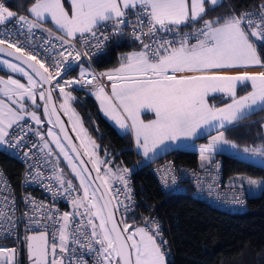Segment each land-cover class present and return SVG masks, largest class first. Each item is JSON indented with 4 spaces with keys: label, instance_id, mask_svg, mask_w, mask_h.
Wrapping results in <instances>:
<instances>
[{
    "label": "snow or ice",
    "instance_id": "obj_1",
    "mask_svg": "<svg viewBox=\"0 0 264 264\" xmlns=\"http://www.w3.org/2000/svg\"><path fill=\"white\" fill-rule=\"evenodd\" d=\"M206 4L209 8H206ZM222 4L223 0H70V7L66 8L64 0H34L27 9L34 19H29L24 15L17 17V13L0 3V25L15 20L20 29L27 28L28 34H31L33 29L42 26L41 21L50 17L63 33L62 36L57 37L62 41L61 51L57 53L62 59L55 61L51 66L55 69L54 73L35 55L22 47H17V42L0 39V45H7V48L0 47V53L7 52L9 56H15L16 60L23 61L40 81L51 84L56 77L61 76L62 72L72 68L71 61H79L82 55H88L87 52L82 54L74 51V45L71 40L64 39L65 36L75 38L80 34L83 39L85 34H90L95 40L93 46L100 51L109 40V36L98 32L100 27H107L109 22H113L112 35H123L124 26L135 25L132 28V35L141 42L140 51L123 56L119 67L112 71L98 75L91 74V79H88L89 73L81 67V79L68 80L65 84L95 85L97 89L95 95L100 101L101 108L120 128L132 130L136 145L143 149L145 157L150 152L155 155L161 146H167L166 142L197 136L204 126H207L216 128L218 134L212 136L207 145L201 146L202 160L206 158L205 153L212 155L223 150L224 146L264 159V143L256 147H244L241 150L239 145L228 140L224 131L220 130L227 125L239 124L256 111H264V70L259 72L246 70L250 67L264 69V57L258 50V45L264 49V4L259 6L258 12H241L237 15L233 9L228 15L204 19L209 9L214 11ZM130 11L135 17L134 20L128 15ZM201 20H203L202 25L199 28L194 27ZM186 27H192V31H183L182 29ZM45 30L51 31V29ZM5 35H9L7 29ZM144 36L153 39L150 43H144ZM193 40L195 42H192ZM65 44L68 48H64ZM2 62L12 72L27 77L28 84L26 86L11 76L6 82L0 77V83L7 85L0 91H3L5 96L14 95L17 97V102L27 97L35 103L34 90L38 86V81L34 80L20 64L7 60ZM233 70L236 74H228ZM102 76H106L111 82L110 94L99 82ZM249 84L251 91L246 95L238 96L237 88H245ZM56 87L64 95V104L61 107L66 112L70 111L68 104L73 99L71 93L65 92L58 81ZM210 92L225 93L232 102L222 108L210 107L206 101ZM39 98L41 100L46 98L44 91L39 92ZM47 99H51L50 91ZM20 107L23 108L24 105L21 104ZM144 112L152 113L154 118L147 121L142 119ZM45 113H48L47 106ZM30 115L37 124L41 123L35 112ZM51 115H55V108ZM21 119L23 117L11 104L0 101V144L7 143L13 148L21 145L23 135L17 136L14 143L6 140V137L10 136L7 129ZM56 123L60 125L61 132H64L59 116L56 118ZM76 123L79 124V120ZM80 132L83 134L81 146L85 148L84 154L95 157V152L88 151L87 147V144H91L95 149V142L88 138L82 124H80ZM47 135L52 137L72 171L80 178L84 190L83 200L89 201L90 219L87 224L91 227V235L89 236L87 232L81 233L82 225H77L75 230L69 231V217L73 214L65 212L60 219L53 221L54 224H60V227L52 232L53 242L49 245L48 225H42L39 219L29 217L30 224L45 229L33 231L24 238L31 264H66L65 253L68 264L73 262L87 264L83 251L94 253L97 264H168L165 251L167 241L163 239L159 222L155 218H145L142 226H136L124 220L117 221L110 207V200L103 204L93 203L92 201L103 199V197L97 198L95 191L89 200L90 185L87 176L84 175L88 170L83 167L78 168L69 150H66L55 132L49 129ZM64 138L71 145L70 151L75 152L79 157L80 153L75 145H72L66 132ZM43 148L48 149L51 154L47 141L44 142ZM24 155L27 157L29 152H25ZM91 163L99 173V165L105 161L95 158ZM79 164L83 165L84 161L80 160ZM128 171L124 169L125 173ZM168 171L170 169L165 170L162 176L165 186L168 185V180L165 179ZM57 179L61 185L65 183L62 176H57ZM96 179L107 182L99 175ZM117 179L125 187L126 199L131 200V189L125 176L121 174ZM171 181L175 184L176 177L172 176ZM247 184L249 189H264V179L256 180L249 177ZM209 187L211 188V185ZM72 188V182L68 181L65 191ZM243 191L241 185V195ZM2 199L6 202L0 207V220L4 221L0 227L3 229V234L11 235L17 224L14 217L15 205L14 201L11 202L12 210L9 211L8 198ZM234 202L243 204L244 201L234 196ZM73 204L77 207L83 206V201L74 200ZM33 206L35 208V204ZM92 209L95 211L93 212ZM94 219H99L98 225L93 222ZM60 220L63 223H60ZM74 245H79L82 250L79 257L75 255L77 249ZM16 251L14 248L0 247V264H15Z\"/></svg>",
    "mask_w": 264,
    "mask_h": 264
},
{
    "label": "trees",
    "instance_id": "obj_2",
    "mask_svg": "<svg viewBox=\"0 0 264 264\" xmlns=\"http://www.w3.org/2000/svg\"><path fill=\"white\" fill-rule=\"evenodd\" d=\"M34 0H10V3L20 7H28ZM264 0H223L221 7L208 10L204 19H214L220 15H228L234 9L239 15L248 8L256 6ZM209 8V5H206ZM203 20L196 24H202ZM142 48V44L133 40L128 32L116 35L108 44L107 49L100 55L94 56L95 65L99 69L114 68L120 65V54L126 55L132 49ZM264 57V49L258 45ZM0 72L10 76L13 72L3 69ZM21 79H25L21 76ZM73 94L72 103L82 115L83 123L88 132L95 137L98 143L102 161H105L110 174L121 173L135 162V147L129 136L123 133L117 124H113L107 116L101 112L99 102L94 94L87 93L76 87L64 88ZM59 88L56 89L60 98ZM217 102L229 99L223 96H211ZM27 109L37 110L41 116L45 115L46 99L35 98V103L29 98L24 100ZM60 103V99H59ZM61 104V103H60ZM62 105V104H61ZM49 108V107H48ZM50 111V110H49ZM42 127L43 133L45 129ZM264 111H256L246 120L237 125L225 127L227 136L239 145V147H256L264 143ZM216 132V131H214ZM212 132V133H214ZM208 133L201 138H207ZM141 153L137 156L141 160ZM170 157L177 162L198 167L200 162L199 150L194 146H176L151 161H142L143 176L137 183H145L149 202L154 210L161 207L160 212L165 225L166 233L171 237L175 253L168 256V264H264V189L260 193L251 194L248 189L249 206L245 211H229L220 209L202 198H196L189 185L185 189L174 193L163 191L159 180L148 166L156 160ZM215 158L222 161L224 177L230 184H245L237 181V174H250L264 177V164L253 162L247 158H241L234 153L220 151ZM62 167L61 162L55 160ZM61 161H63L61 159ZM0 162L5 165L7 173L15 186H20L22 162L16 157L0 150ZM67 166L65 161H63ZM63 168V167H62ZM103 175V172L100 170ZM109 172V171H107ZM70 174V173H69ZM65 179L75 184L78 193L79 186L74 177L64 173ZM104 177V175H103ZM233 178V179H231ZM88 208V206H87ZM159 209V210H161ZM144 205L138 206L122 220L130 225H143ZM169 225V227H168ZM5 244L0 243V246Z\"/></svg>",
    "mask_w": 264,
    "mask_h": 264
},
{
    "label": "built area",
    "instance_id": "obj_3",
    "mask_svg": "<svg viewBox=\"0 0 264 264\" xmlns=\"http://www.w3.org/2000/svg\"><path fill=\"white\" fill-rule=\"evenodd\" d=\"M0 3H3L10 11L17 13V17L20 15L27 17L30 16L27 8L22 6L18 7L10 3V0H0ZM262 4H264V2L248 8L245 12H258L260 10L259 6ZM128 15L131 19H135L131 11ZM112 23L113 22H109L107 27H100L98 29L99 33L109 36V40L100 51L93 46L95 44V40L91 38L90 34H85L83 39L80 37V34H78L75 38L64 37L66 40H71L74 45V51H79L82 54L87 52L88 55H82L79 61H71L72 68L67 72H62L61 76H58L55 80H53V86L56 89H58L56 87V83L58 81L64 88L76 87L79 89L81 88L90 94L95 93L97 91L95 85H66L65 81L81 79V67L89 73L88 79H91V74L93 73L98 75L100 73L112 71L119 67L116 66L114 68H104L101 70L96 67L94 61V56L102 54V52L107 49L108 44L116 36L112 35ZM44 25L48 26L49 24L44 23ZM201 25L202 24H195L194 27L199 28ZM133 27H135V25L124 26L123 32H128L129 36L133 40H136L132 35ZM5 29L8 30L9 35H5ZM182 30L190 32L192 31V27H186ZM62 35L63 33L61 32L49 34L43 27L35 28L32 30L31 34H28L27 28L20 29L15 20L4 25H0V39H8L10 42H17V47H22L25 51L35 55L36 58L44 63L46 67H49V70L53 73L55 72V69L51 66L55 61L62 59V57L57 55V53L61 51L60 45L62 43V41L57 39V37ZM152 39L153 37L150 36L143 37L144 43H150ZM85 41H87V43ZM136 41L141 43L138 40ZM64 48H68V45L65 44ZM69 51H72V49H69ZM123 56L125 55L120 54V63L122 62ZM99 82L105 86V90L107 92L111 91V82L108 81L106 76L100 77ZM38 84L41 87V91H43L44 85L41 82ZM9 133L10 136L6 137V140L12 143L15 142V138L17 136L23 135L21 145L13 148L9 147L7 143H3L0 144V150L8 153L14 158L16 157L20 162H22L23 168L20 173V186L18 187L13 184L10 175L6 171L5 165L0 162V207H2L6 202L2 198L7 197V202H9L8 210L11 211V202L14 201V217L17 221L16 227L12 230L11 235L3 234V229L0 227V243L5 244L0 247L8 249L15 247L17 250L16 264H29V254L24 238L32 231L45 230L43 227L30 224L29 217L39 219L42 225H48L47 231L49 235V245H51L53 242L52 232L60 227V224L53 223L54 220L60 219L65 212L73 214L69 217V231L75 230L77 225H82L81 233L87 232L90 236L91 227L87 224L90 216L86 205L77 207L73 204L74 200L81 201L80 194L78 193L75 184L72 183L73 188L65 191V189H67L68 181L65 179L64 174L60 171L57 162L43 148L44 139H41V137H43L42 127H40L39 124H37L32 118H26L25 120L15 123L10 128ZM37 133H39V135ZM126 135H128L131 140V134L129 131L126 132ZM32 145H36V147H32ZM25 152H29L27 157L24 155ZM139 154L140 153L135 148L136 160L133 165L128 168L129 171L126 172L125 175L123 174L125 179L128 181V187L131 189V200L126 199L125 187L123 183L117 179V177L122 173L117 174L115 177L117 182L112 185V188L110 189L118 206L119 215H121L122 218L127 217L138 206L144 205L146 207V210L143 212L144 221L145 218H155V220L159 222L163 239L167 241L165 246L166 254L169 257H173L175 247L173 246L171 237L166 233L163 218L160 214L162 209L159 207L161 210H154V206L149 202L145 183L143 180L137 183L144 173L143 163L140 161L139 157H137ZM148 168L159 180L162 190L167 193L180 191L189 185L196 198L207 200L220 209L223 208L229 211H245V209L249 206V193L247 187L243 186L244 191L241 195V185L230 184L227 181V178L224 177L222 161L219 158L214 157L210 159L208 164L194 167L187 163H179L174 158L164 157L163 159L153 161ZM167 169H170V171H168V175L165 177V179L168 180V185L165 186L162 176L164 175V171ZM29 173H31V175H29ZM37 173H39V175H37ZM57 176H62L65 181L63 185L60 184ZM172 176L176 177L175 184L171 181ZM210 185L211 188L209 187ZM234 196L242 199L244 201L243 204L235 203ZM34 204L35 208L33 206ZM41 205H43V207H40ZM25 213L28 215H25ZM60 223H63V221L60 220ZM3 224L4 221L0 220V226ZM78 235L80 234L78 233ZM56 242L58 243V240ZM74 247L77 249L75 255L79 257L82 254V250H80L79 245H74ZM57 253L59 254V249H57ZM64 255L66 257V264H68L67 253ZM83 257L87 264H97V257L94 253L90 254L87 251H83Z\"/></svg>",
    "mask_w": 264,
    "mask_h": 264
},
{
    "label": "rangeland",
    "instance_id": "obj_4",
    "mask_svg": "<svg viewBox=\"0 0 264 264\" xmlns=\"http://www.w3.org/2000/svg\"><path fill=\"white\" fill-rule=\"evenodd\" d=\"M33 2H34V1H33ZM64 4H65V7H66V8H69V7H70V0H64ZM28 13H29V12H28ZM30 16H31V15H30ZM31 17H32V16H31ZM48 20H49V21H48ZM44 23H47V24H49V25H48V26H44ZM41 25H42L43 27H48L47 29H55V28H57L56 25L51 21V18H50V17H46L43 21H41ZM42 26H41V27H42ZM57 33H58V32H57ZM5 60L10 61L11 63H14V64H20L21 67H23L26 71L29 72V74H31V75L33 76V79H34V80L39 81V80L36 78V76H35V75H34V74H33V73H32V72H31V71H30V70H29V69H28L23 63H21V62L15 60V59L12 58V57L10 58V57H8V56H6V55L0 53V66H1L3 69H7V70L11 71V69H9V68L7 67V65H5V64L2 62V61H5ZM246 70L249 71V72H259V71H262V70H264V69H261V68H259V67H250V68H248V69H246ZM11 72H12V71H11ZM10 76H11L13 79L19 80V81L22 82V83H23V82H28V81H27V77L23 76L21 73H18V72H17V73H14V72H13ZM21 76L25 79V81H24L23 79H21ZM0 77H2L3 80H4L5 82H6V81L8 80V78H9V76L3 74L2 72H0ZM38 83H39V82H38ZM65 88H68V87H65ZM34 91H35L36 97L39 96V92L41 91V87H40L39 84H38L37 88H36ZM249 91H251V85H250V84H249L247 87H245V88L238 87V88H237V95H238V96H243V95H246L247 92H249ZM59 92H60V90H59ZM65 92L71 93V96L73 97V94H72V92H71L70 90L65 89ZM209 94L212 95V96H216L217 92H215V93H212V92H211V93H209ZM226 95H227V94H223L222 96L224 97V96H226ZM208 98H209V99H208ZM59 99H60V103H61V104H64V95H63L61 92H60V98H59ZM14 100H15V99H14ZM14 100H11V99H9V98H1V99H0V101H4L5 103L11 104V106H12L13 108H15V109L19 112V114L23 117V119H21V120H19V121L25 120L26 118H32L30 114L33 113V112H35L36 115H37V116L40 118V120H41V123H40V124L44 125L45 122H47V124L45 125L44 133H43V139H44V142L47 141V142L49 143V147L51 148V154H50V155L53 157L54 160H57V161L61 162L63 168H62L61 166H59L58 163H57V164H58V166H59V168H60V171H61L63 174L66 173L67 175L74 177L75 182L78 184V186H79V188H80V189H79V194H80V197H81V201H83V205L89 206V201H88V200H83V197H84V190H83V187H82L81 184H80V178H79V177H78V176L72 171V168H71V166H69L68 161L64 158L63 154L60 153V149L57 148L56 145H55V143L53 142L52 137L47 135L49 129H51L53 132H55V133L59 136L60 141H61V143L65 146L66 150H69V154L73 157V161H74V163L77 164L78 168L81 167L80 164H79V162H78V160H76V158H75L73 152L70 151V149H69L68 145L66 144V142L63 140V138H61V135H60V133H59V130H58V128L55 126V123H54V121H53V118H52V116H51V114H50V111H49V108H48V104H47L48 113H45V115H46L47 117H43V116H41V114H40L37 110H34V109H27V108H24V109L21 108L20 105H21V103L23 104V102H20V104H18V103H17L16 101H14ZM30 100H31V99H30ZM214 100H215V99H214ZM31 101H32V100H31ZM206 101H207V103H208V105H209L210 107H216V108H222V107H224L225 105L230 104V103L232 102V100H231L230 97H229L228 101H225V102H223V103H219L218 105H217L218 102H217L216 100H215L214 103H212L211 100H210V97H207V98H206ZM23 105H25V103H24ZM68 107L70 108V111H68V112H66L64 108H63V109H64L65 113L69 116L70 124H71V126H73V129H74V131H75L77 137L79 138L80 143H81V138H82V136H83V134L80 132V124H82L83 129H85L86 132H87V136H88V138H90V140L94 141V142H95V145H96V148L93 149L92 146H91V144H87V140L85 141V143L87 144V147H88V151H94V152H95V157H91V158H92V159L98 158L99 160L102 161L101 156H100V153H99V148H98L97 140L95 139V137H92V136L90 135V133L88 132V129H87L86 125H84V123H83L82 115H81V114L79 113V111L75 108V105L72 103V99L69 101ZM73 112L75 113V115H73ZM141 118L147 121V120H149V119H153L154 116H153V114L150 113V112H144V113H142ZM77 120H79V124L76 123ZM19 121H17V122H19ZM34 121H35V120H34ZM49 121H51V123H50ZM17 122H16V123H17ZM129 123H130V121H129ZM14 124H15V123H14ZM14 124H13V125H14ZM227 126H229V125H227ZM227 126H226V127H227ZM263 129H264V128H263ZM213 130H217V129H216V128H208L207 126H204V129L201 130L197 136L189 137V138H181V139H179L178 141H175V142H166V145H167V146H166V147H165V146H161L160 149L155 153V155H154L152 152H150L149 155H148L147 157H145L144 154H143V149H140L139 152L141 153V156H140V157H141V160H142V161H151L152 159L156 158L157 156H160V155H162L164 152H166V151L172 149V148H173L172 146H174V143H176L177 146H181V147L186 146V145L194 146V148H196V149L199 150V154L201 155V146H202V145H207V144L209 143L211 137L217 135L218 132H215V133H212V134L208 135L207 138H201V136H204V135L208 134L210 131H213ZM220 130H221V131H224L225 137H226L228 140L233 141L232 139H230V138L227 136V131H225V128H224V129H220ZM7 131H8V129H7ZM133 140H134V142H133L134 145H136V141H135L134 133H133ZM233 142H234V141H233ZM235 143H236V142H235ZM236 144H237V143H236ZM239 148H240L241 150L243 149V148H241V147H239ZM44 149H45V150L48 152V154H49L48 149H46V148H44ZM221 151H226V152L231 153V154L234 153V154H236L237 156H239V157H241V158L244 157V158H247V159H249V160H251V161H253V162H258V163L264 164V159H262V158H260V157H258V156H252L251 154H244L242 151H238V150H236V149H232L230 146H224V147H223V150H221ZM218 152H220V151H217L216 153H214V154H212V155H209L208 153H205L204 155H205V157L208 159L209 157L216 156ZM61 159H62L63 161H65V163H66L67 166H64L65 164L63 163V161H61ZM99 169L103 172L104 179L107 181L109 187L112 188V185H114V184L117 182L116 179H115V177L117 176V173L114 174V173L112 172V174H110V172H107V171H108V170H107V166H105V164H103V163L99 165ZM69 173H70V174H69ZM121 173L125 175V172H124V171H122ZM121 173H120V174H121ZM84 175H86V173H84ZM243 175H244V176H247L248 178L250 177V178H252V179H256V180L264 179V177H262V176H258V175H255V176H254V175H250V174H246V173H244ZM86 176H87V175H86ZM87 180H88V183H89V185H90V186H89V200H91V196H92L93 191H95V196H96L97 198H99V194L96 192V190H95V188H94L92 182H90L88 176H87ZM241 182H242V181H241ZM242 183H243V184H246V187L249 188V186H248V184H247V181H244V182H242ZM249 190H250V192L253 193V194L260 193V192L263 191V189H256V188H251V189H249ZM92 202H93V203L102 204L100 199H98V200H96V201H92ZM92 211L94 212L95 209H92ZM93 222H94L95 224L98 225V224H99V219H94ZM127 223H128V222H127ZM128 224H129V223H128ZM136 226H142V225H136ZM97 230H98V229H97ZM166 258H168V255H167V254H166ZM167 261H168V259H167Z\"/></svg>",
    "mask_w": 264,
    "mask_h": 264
},
{
    "label": "water",
    "instance_id": "obj_5",
    "mask_svg": "<svg viewBox=\"0 0 264 264\" xmlns=\"http://www.w3.org/2000/svg\"><path fill=\"white\" fill-rule=\"evenodd\" d=\"M0 47H5L7 48V45H0ZM11 51H15V49H11ZM1 54H4L8 57H12L16 60L15 56H9L7 54V52H2ZM21 63H23V61H19ZM34 63V61H33ZM24 64V63H23ZM27 68L28 66L26 64H24ZM29 69V68H28ZM31 72L32 70L29 69ZM33 73V72H32ZM35 75V73H33ZM36 76V75H35ZM36 78L39 80V77L36 76ZM43 85H44V89L43 91L45 92V96H46V104H48L49 110H50V114L52 113L53 108H55V115H51L53 118V121L55 123V126L58 128L59 133L61 135V138H63V140L66 142V144L68 145L69 149L71 148V145H69L68 140L65 139V132L67 133L68 138L71 139L72 145H75L77 151L80 153L79 157H77V154L75 152H73L76 160H78V162L80 160L84 161L83 165H80L83 168H86L88 171L86 173V175L88 176L90 182H92L96 192L99 194V197H103V199L101 200V203L103 204L105 201L110 200V207L113 210V214H114V218L117 221L122 220V216L119 215L118 212V206L115 202V198L113 193L111 192V189L108 185V183H104L101 179H96V177L99 175L100 177L104 178L102 173L99 171V173H97L96 169L93 167L91 160L92 158L89 157L88 155H85V148L81 146V143L79 141V138L77 137L73 126H71L70 124V119L69 116L65 113L64 109L61 107V104L59 103V98H58V93L56 92V88L53 86V81L51 82V84L48 83H44L43 81H40ZM51 92V99H47V94L48 92ZM224 98H227V96H224ZM57 116H59V120L62 122L63 127H64V132H61L60 130V125L56 123V118ZM105 180V179H104ZM123 225H121L122 227ZM43 231V230H41ZM33 232V231H32ZM32 232H30L29 235L32 234ZM48 240H49V235H48ZM15 249V247H11V249ZM17 263V254L15 255V264ZM29 264H31V261L29 259Z\"/></svg>",
    "mask_w": 264,
    "mask_h": 264
},
{
    "label": "crops",
    "instance_id": "obj_6",
    "mask_svg": "<svg viewBox=\"0 0 264 264\" xmlns=\"http://www.w3.org/2000/svg\"><path fill=\"white\" fill-rule=\"evenodd\" d=\"M207 5V4H206ZM205 5V6H206ZM31 6V5H30ZM29 6V7H30ZM28 7V8H29ZM206 8H207V6H206ZM29 19H34V17H31V16H29ZM49 21V20H48ZM44 26H46V25H44ZM43 27V26H42ZM43 28H45V29H47L48 27H43ZM49 34H55V33H57V32H61L58 28H55V29H51V31H47ZM62 33V32H61ZM78 35V34H77ZM193 42H195V41H193ZM141 50V48H136V49H132V50H130L129 52H127V54H129V53H132V52H136V51H140ZM126 54V55H127ZM228 74H236V72H235V70H233V71H230ZM20 83H22V82H20ZM23 84H25L26 86H27V84H28V82H23ZM5 87H7V85L5 84V83H0V89H4ZM110 90H111V88H110ZM111 92V91H110ZM110 92H109V94H110ZM96 93V92H95ZM95 93H92V94H94V96L96 97V95H95ZM211 93V92H210ZM223 94H225V93H221V92H217V94H216V96H222ZM212 95H210V94H208L207 95V97H210V100H211V102L212 103H214L215 102V100H213L212 99V97H211ZM226 96H228V95H226ZM206 97V98H207ZM1 98H9V99H11V100H14V101H16L17 102V97H15L14 95H12V96H5V94H4V92L3 91H0V99ZM25 98H27V97H25ZM25 98L22 100V101H19V102H17L18 104H20V102H23V104L25 103L24 102V100H25ZM209 99V98H208ZM98 102H99V105H100V110H101V112L102 113H104L106 116H107V118L113 123V124H117L116 123V121L114 120V119H112L111 118V116H109V115H107L106 113H105V111L101 108V104H100V101L99 100H97ZM226 101H228V100H226ZM223 102H225V101H223ZM223 102H220V101H218V103H217V105L219 104V103H223ZM22 104V103H21ZM26 107V105H24V107H23V109ZM130 124V123H129ZM118 125V124H117ZM119 126V125H118ZM230 126V125H229ZM120 127V126H119ZM121 129V131L123 132V133H125L126 134V132H130V134H131V143H132V145L136 148V150H138V152L140 151V148H138L137 147V145H134V140H133V132H132V130L130 129V128H126V129H122V128H120ZM9 130H10V128L8 129V132H9ZM214 131H216L217 132V130H213V131H210V133H212V132H214ZM215 133V132H214ZM177 146V144L176 143H174V146H172L173 148L174 147H176ZM186 146H191V145H186ZM186 146H183V147H186ZM192 147V146H191ZM140 153V152H139ZM200 155V154H199ZM215 156H213V157H209L208 159L207 158H205V159H201V155H200V162H199V165L200 166H204V165H206V164H208L209 163V161H210V159H212V158H214ZM237 176V181L238 182H244V181H247V176H244V175H242V174H237L236 175ZM231 179H233V178H231ZM241 182V183H242ZM243 184V183H242ZM246 185V184H245ZM249 189V188H248ZM249 192H250V190H249ZM251 193V192H250ZM251 194H253V193H251Z\"/></svg>",
    "mask_w": 264,
    "mask_h": 264
}]
</instances>
